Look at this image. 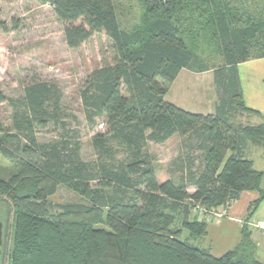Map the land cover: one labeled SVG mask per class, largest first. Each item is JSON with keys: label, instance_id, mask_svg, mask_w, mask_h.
<instances>
[{"label": "trees", "instance_id": "16d2710c", "mask_svg": "<svg viewBox=\"0 0 264 264\" xmlns=\"http://www.w3.org/2000/svg\"><path fill=\"white\" fill-rule=\"evenodd\" d=\"M37 1L50 4L67 24L69 48L96 34L111 41L114 63L91 72L80 91L87 121L94 127L103 118L107 132L92 138L96 161L88 163L80 141L66 134L47 143L37 137L39 128L50 125L67 131L63 93L56 85L36 81L23 96L8 100L14 131L6 132L0 119V156L14 163L15 173L0 178V197L11 202L14 231L10 251L4 232V259L9 264H264L247 226L264 201V171L247 154L249 143L264 149V121L251 126L233 121L241 110L259 115L244 103L238 66L264 59V7L254 10L250 0H140L139 23L125 28L114 0ZM7 31L0 8V32ZM202 46H217L222 65L208 66ZM183 70L213 71L214 114L192 113L167 101ZM5 101L0 94V103ZM175 136L183 139L173 162L178 181L160 182L148 148ZM60 186L83 203H50ZM244 192L259 198L249 206L238 247L215 257L191 242L207 235L200 210L226 209Z\"/></svg>", "mask_w": 264, "mask_h": 264}, {"label": "rangeland", "instance_id": "374dc122", "mask_svg": "<svg viewBox=\"0 0 264 264\" xmlns=\"http://www.w3.org/2000/svg\"><path fill=\"white\" fill-rule=\"evenodd\" d=\"M235 1L239 2V0ZM250 1L252 2L247 3H250L254 10L261 11L264 7V0ZM114 2L123 27L129 28L139 23L142 12L140 0H114ZM0 8L2 19L8 26L7 32H0V94L7 98V101L0 103V119L6 132L14 131L13 107L8 100L23 96L25 87L36 81L56 85L63 93L62 106L67 113L65 120L68 128L66 132L55 125H50L46 129L39 128L37 130L39 141L43 143L55 141L60 139L62 134H66L70 140L81 142V154L85 162H95L96 154L92 148V138L97 133L107 132V126L103 118L97 119L94 127L87 121L80 91L91 72L114 63L111 41L105 34H96L79 48L71 49L65 39L67 24L57 18L50 4H42L37 0H0ZM200 52L211 68L222 65L221 51L217 46L208 49L202 46ZM181 76L187 80L180 77L171 86L169 101L187 108V111L199 112L206 108L204 106L201 108L197 101L205 96L210 99L207 103L208 107L212 108L214 100L215 103L218 100L215 87L210 86L213 71L195 74L185 70ZM196 79L199 82L196 83ZM199 92L201 98L197 96ZM258 120L259 117L242 110L233 115V121L238 125L251 126L262 123ZM182 140L179 136H175L164 144L150 143L148 150L154 157L160 182L171 179L178 181L179 175L173 172L175 170L173 162L181 154ZM247 154L250 158L254 156L251 159L255 161L256 169L264 170L263 148H256L249 143ZM14 173V163L0 156V178L8 179ZM49 201L55 206L83 203L78 194L64 186H60ZM9 203L11 202L6 196L0 197V222L3 224L0 264L10 263L8 258L4 259L5 254L2 252L4 232L10 251L14 231V216ZM204 216L206 215L200 212V219H204ZM188 237L189 233L184 232L182 239L186 240ZM191 242L200 248L203 245L201 242Z\"/></svg>", "mask_w": 264, "mask_h": 264}, {"label": "crops", "instance_id": "0c3cea01", "mask_svg": "<svg viewBox=\"0 0 264 264\" xmlns=\"http://www.w3.org/2000/svg\"><path fill=\"white\" fill-rule=\"evenodd\" d=\"M183 71L181 72V74L179 75L176 81H178L180 77L183 78V76H181ZM238 71H239L241 88L243 92L244 103L249 109L259 113V115L255 114V116L259 117L260 120L258 121H261L263 123L264 121V59H257L242 63L238 66ZM193 79L192 81H194ZM183 80H187V78H183ZM175 82L172 85H174ZM195 82L197 83L199 81L196 79ZM210 86L212 88L215 87L214 77L212 78V81L210 79ZM201 92L197 94L198 97L201 95ZM166 99L167 101H169L168 95ZM202 100L204 103H202ZM208 100L210 99L205 96L204 97L202 96V98L197 101V104L198 105L200 104L201 108L202 106H204L206 109L204 111L192 112V113H198L204 115L214 114L216 107L215 100L211 106L212 108H210V106L208 107L207 104ZM169 102L175 104L173 101H169ZM177 106L187 111V108L183 106L181 107L179 105ZM251 160L253 161L255 167V161L253 159ZM260 171H264V170H260ZM258 198H259V194L256 192H244L238 201L228 205L226 209H221V211H225L226 213V216L221 221H215L212 220L210 216H206L204 220H206V222L208 223L207 235L203 239L197 241L203 244L201 248H207L210 250L213 256L221 257L224 254L228 253L229 251H232L236 247H238L243 239V227L245 225V219L248 214L249 206ZM254 222H264V201L261 203V205L255 212L253 218L250 220V222H248L247 225L250 228L249 231L251 233L252 243L256 254V258L260 262L264 263V234L261 230L255 229L251 226V223Z\"/></svg>", "mask_w": 264, "mask_h": 264}, {"label": "built area", "instance_id": "2783aa9c", "mask_svg": "<svg viewBox=\"0 0 264 264\" xmlns=\"http://www.w3.org/2000/svg\"><path fill=\"white\" fill-rule=\"evenodd\" d=\"M200 212L202 214H205L206 216H210V218L212 220H215V221H221L226 216L225 211H221V210L220 211H211L209 213L206 212L205 210H200ZM251 226L255 229L261 230L264 234V222H254V223H251Z\"/></svg>", "mask_w": 264, "mask_h": 264}, {"label": "water", "instance_id": "95a60500", "mask_svg": "<svg viewBox=\"0 0 264 264\" xmlns=\"http://www.w3.org/2000/svg\"><path fill=\"white\" fill-rule=\"evenodd\" d=\"M3 244V224L0 222V248ZM0 255H1V249H0Z\"/></svg>", "mask_w": 264, "mask_h": 264}]
</instances>
